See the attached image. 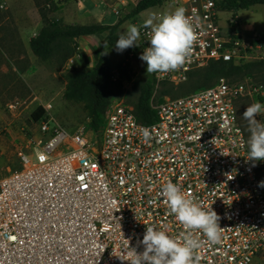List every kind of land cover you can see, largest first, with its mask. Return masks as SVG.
<instances>
[{"label":"built area","instance_id":"2783aa9c","mask_svg":"<svg viewBox=\"0 0 264 264\" xmlns=\"http://www.w3.org/2000/svg\"><path fill=\"white\" fill-rule=\"evenodd\" d=\"M168 4L199 19V40L180 70L154 74L156 88L181 84L210 61H264L263 36L247 38L231 18L223 27L217 0ZM146 32L141 28V55ZM256 96L264 100L263 86L221 78L153 103L157 119L150 124L121 98L97 130L69 132L44 115L27 149H17L19 167L0 176V264H128L118 256L128 247L143 251L146 225L171 236L184 230L162 194L169 181L221 218L222 241L203 243L201 264H253L264 256V161L253 167L246 160L237 102ZM143 128L151 130L150 141Z\"/></svg>","mask_w":264,"mask_h":264},{"label":"rangeland","instance_id":"374dc122","mask_svg":"<svg viewBox=\"0 0 264 264\" xmlns=\"http://www.w3.org/2000/svg\"><path fill=\"white\" fill-rule=\"evenodd\" d=\"M137 1L0 0V176L19 167L17 149H27L29 141L34 137L38 110H43L40 112L41 117L51 116L69 132L79 126L90 129L89 117L83 104L63 97L70 72L93 67L100 53H104L105 65L114 78H121L123 73L132 76L134 80H140L146 74L147 65L140 59L141 54H127L118 52L114 46H103V34L77 38L76 54L62 63L57 56L49 60L35 56L30 48L31 38L39 33L46 20L56 19L69 25L119 23V32L123 34L130 24L142 25L150 14L171 10L168 2H165L128 17ZM229 18L247 38L259 35L264 38V5L241 10L236 16L222 12L220 22L223 27H227ZM225 79L229 82L252 81L264 88V68L256 66L236 78ZM123 81L127 94L121 99L131 105L136 99V92L127 79ZM160 88L161 83L157 88V96ZM183 91L185 89L175 90L168 97ZM254 102L259 101L245 98L237 102L239 121L247 139L250 134L243 113ZM10 103L17 104L13 111L7 108ZM257 119L264 121V116H257ZM253 264H264V256Z\"/></svg>","mask_w":264,"mask_h":264},{"label":"clouds","instance_id":"9594fccd","mask_svg":"<svg viewBox=\"0 0 264 264\" xmlns=\"http://www.w3.org/2000/svg\"><path fill=\"white\" fill-rule=\"evenodd\" d=\"M199 19L187 14L183 6H176L170 11L152 13L141 26L130 24L127 31L119 35L115 48L118 52L138 46L141 28L147 30L148 47L143 50L140 59L146 63L148 74L168 73L180 70L190 59L198 43ZM257 116H264V103L254 102L246 108L243 119L247 121L249 138L247 140L248 157L253 162L264 161V121ZM146 141L152 139L149 128L141 129ZM264 187V180L259 183ZM163 197L183 231L177 236L169 235L155 225H146L143 239L136 248H125L121 261L128 264H201L198 250L204 242L210 245L220 244L223 228L220 216L212 207L205 209L193 197L185 194L181 186L171 181L162 190ZM201 236L205 239L202 241Z\"/></svg>","mask_w":264,"mask_h":264},{"label":"trees","instance_id":"16d2710c","mask_svg":"<svg viewBox=\"0 0 264 264\" xmlns=\"http://www.w3.org/2000/svg\"><path fill=\"white\" fill-rule=\"evenodd\" d=\"M170 0H138L135 7L127 15L134 17L141 12L163 5ZM220 11L232 13L234 16L241 10H247L256 5H264V0H217ZM45 16V15H44ZM119 23L94 25H69L56 19L46 20L42 29L30 40L32 53L41 60H49L55 56L62 63L72 58L78 48L77 38L84 36L104 35L103 46H114L119 37ZM123 52L133 55L141 54L138 46L130 47ZM262 66L264 61H248L236 64L233 61H210L206 66L191 71L185 82L175 85L161 82L157 96L156 79L154 74L146 72L143 79H136L128 74L121 78H114L105 65V54L100 53L93 67L85 70H74L67 76V84L63 97L65 100L83 104L89 117V125L93 130L101 127L104 114L115 98H122L125 91V82H132L131 88L136 92V99L131 104L136 118L145 124L153 123L157 119L153 103H160L175 90L185 89L182 93L172 95L178 98L195 93L199 90L215 85L221 78H236L253 67ZM215 83L212 84V82ZM233 83V82H232ZM155 94L154 99L153 96ZM256 101L263 102V98L256 96ZM38 110L35 119L42 117Z\"/></svg>","mask_w":264,"mask_h":264}]
</instances>
